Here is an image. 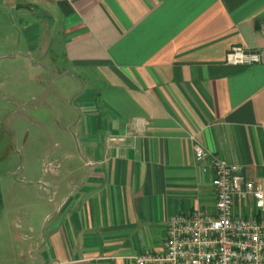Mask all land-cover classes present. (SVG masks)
Masks as SVG:
<instances>
[{"label":"crops","instance_id":"obj_1","mask_svg":"<svg viewBox=\"0 0 264 264\" xmlns=\"http://www.w3.org/2000/svg\"><path fill=\"white\" fill-rule=\"evenodd\" d=\"M27 2L49 21L41 57L59 27L63 73L79 86L65 131L79 180L64 193L49 184L59 264H134L163 249L171 216L214 212L215 175L194 139L264 186V65L226 63L232 47L264 49V0Z\"/></svg>","mask_w":264,"mask_h":264},{"label":"rangeland","instance_id":"obj_2","mask_svg":"<svg viewBox=\"0 0 264 264\" xmlns=\"http://www.w3.org/2000/svg\"><path fill=\"white\" fill-rule=\"evenodd\" d=\"M22 5L0 0V57H17L0 60V264H59L50 230L60 223L61 196L49 184L64 193L79 180L76 140L65 133L79 86L63 73L59 27L50 55L41 57L49 21ZM22 56L50 70L33 69Z\"/></svg>","mask_w":264,"mask_h":264},{"label":"built area","instance_id":"obj_3","mask_svg":"<svg viewBox=\"0 0 264 264\" xmlns=\"http://www.w3.org/2000/svg\"><path fill=\"white\" fill-rule=\"evenodd\" d=\"M226 63L264 65V49L232 47ZM193 147L197 161L208 162L215 175L214 212L197 210L171 216L163 249L135 256L133 263L264 264V186L249 181L240 166L211 153L195 139Z\"/></svg>","mask_w":264,"mask_h":264}]
</instances>
